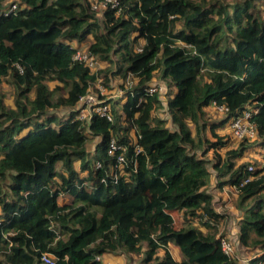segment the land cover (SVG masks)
Returning a JSON list of instances; mask_svg holds the SVG:
<instances>
[{
    "label": "trees",
    "instance_id": "1",
    "mask_svg": "<svg viewBox=\"0 0 264 264\" xmlns=\"http://www.w3.org/2000/svg\"><path fill=\"white\" fill-rule=\"evenodd\" d=\"M95 1L0 0V83L15 85L13 105L0 94V264H103L97 256L116 251L142 253L140 264H235L217 236L213 175L238 188L237 241L256 251L248 264H264V170L236 162L264 145V0H118L102 20ZM83 44L103 68L73 59ZM127 73L123 99L105 98L110 119L77 117L90 86ZM156 75L174 128L147 89ZM212 102L224 117L207 116ZM60 106L68 113L50 110ZM248 107L260 141L227 147L215 129Z\"/></svg>",
    "mask_w": 264,
    "mask_h": 264
},
{
    "label": "rangeland",
    "instance_id": "2",
    "mask_svg": "<svg viewBox=\"0 0 264 264\" xmlns=\"http://www.w3.org/2000/svg\"><path fill=\"white\" fill-rule=\"evenodd\" d=\"M13 0H5V4L12 2ZM17 1V0H16ZM102 11L103 10H96L97 16L100 20H102ZM86 40H89L86 39ZM73 45L77 44L76 40H72L71 42ZM86 45L83 44V47ZM98 59V58H97ZM99 64L97 68H103L106 65V62L98 59ZM114 69V66H112ZM135 83V78L130 74L127 73L125 76H122L121 74H115L111 75L109 77L107 85L102 84L100 80L98 79L95 84L90 86V90L95 93L99 94L98 89H96L97 84H101L104 88V93L103 97L107 98H117L119 100H122L123 97V89L132 86ZM50 86H53L55 84L54 81L49 82ZM151 84H154L157 87L158 93L160 95V98L163 102V107L160 108L157 111L158 116L166 118V125L170 128L176 127L174 123L170 121V116L166 111V92L169 90V87L167 86V82L164 80L159 79V77L156 75L154 78L151 80ZM173 90V87H171ZM0 94L2 95L3 101L8 104V105H13V99L15 96V85L11 82L8 81H2L0 83ZM82 103L76 104L74 107L78 108L81 107ZM77 106V107H76ZM70 107H65V106H60L55 109H50L52 111H55L59 115H64L67 114L69 111ZM88 108V107H87ZM206 114L210 119H220L225 116L224 111H220L216 109L214 106L209 105L205 108ZM79 112V110H78ZM84 113H88V111L83 110ZM215 132L222 134V133H227L229 136L232 138L226 143L227 147H236L240 143V139H236L231 135V130L229 124L225 125V127L222 128H216ZM205 134L209 136L210 138H213L211 136V133L209 129H206ZM90 141H88V147L92 149L93 143L99 138L98 136H89ZM255 142L260 141L259 137H255ZM252 139L251 142L254 140ZM248 146L249 143L244 142ZM264 145H259L255 144L254 148H249L246 147L244 149L243 156L241 159H238L236 162H239L241 160L243 161H254L255 159L257 160L260 152L262 151ZM221 154H223L224 148L218 149ZM214 152L213 149H209L206 152L207 158H210L211 160H215L216 158L214 157ZM210 165V164H209ZM213 174H214V170ZM215 177L214 175L211 178L210 184L207 186V190L210 191L213 195V199L215 200L214 206L215 209L219 212L223 213V218H221V221L218 223V232L217 236H227L232 244H233V251L232 254L230 255L234 261L235 264H248L249 259L255 254V249L254 248H249L245 245H241L238 241V219L240 215V210L237 209L234 206V200L237 195V190L234 187V185L231 184H224L221 187H216L215 186ZM66 200V196H59L58 197V202L62 203L63 201ZM174 223L175 225H181L182 224V217L180 212L174 211L172 213ZM193 222L197 223L196 220ZM174 258L178 259L179 258V253L176 250L174 246H169ZM161 253V251H159ZM142 253L139 254H132V253H125L122 251H116V252H107L104 254H101L99 257L102 260L103 264H140V259H141ZM261 264V263H258Z\"/></svg>",
    "mask_w": 264,
    "mask_h": 264
},
{
    "label": "built area",
    "instance_id": "3",
    "mask_svg": "<svg viewBox=\"0 0 264 264\" xmlns=\"http://www.w3.org/2000/svg\"><path fill=\"white\" fill-rule=\"evenodd\" d=\"M108 7L116 8L117 10H119L120 6L118 0H99L93 2L92 4V8L95 10H104ZM15 8H16V4L13 3L6 11L14 10ZM72 57L75 60L85 63L91 69H95L96 67H98L99 64V60L97 59L96 55L88 51L83 46L76 47V49L72 54ZM96 89H98L99 94L93 93L89 88V90L85 94L79 97L76 103V104H78L79 102L82 103L81 107H78L79 112L77 114V117L79 119H84L89 117L91 112H96L100 116H104L105 118L110 119L111 113H110L109 105L105 101V98L103 97L104 88L101 84H97ZM147 89L148 91L151 92V91H155L157 87L154 84H151L148 86ZM210 105L214 106L216 109L220 111L227 110V106L223 104H216L212 102ZM83 110L88 111V113H84ZM253 110H254L253 108L248 107L245 110H243L242 113L237 114L230 119L229 126L231 130V135L234 138L252 140L256 137V127L254 123L250 120L251 112ZM115 148H117V144L115 143L114 139L111 138L108 144V149H107L108 153H111ZM116 161H117V167L120 168L123 162L122 155L118 154L116 157ZM98 164L99 163H97V165ZM256 168L264 170V147L260 152L258 159L257 160L255 159L254 163L251 162L247 165V169L249 170H254ZM249 178L250 176L247 175L243 178L242 181L245 182ZM234 187L236 188V190H238L236 185H234ZM218 237L223 252L226 253L227 255H231L233 251V244L231 240L227 236H218ZM97 258H99V256H97ZM41 260L46 263H52L53 257L51 254L45 252L41 254Z\"/></svg>",
    "mask_w": 264,
    "mask_h": 264
},
{
    "label": "crops",
    "instance_id": "4",
    "mask_svg": "<svg viewBox=\"0 0 264 264\" xmlns=\"http://www.w3.org/2000/svg\"><path fill=\"white\" fill-rule=\"evenodd\" d=\"M74 45H77V44H74ZM83 46V45H82Z\"/></svg>",
    "mask_w": 264,
    "mask_h": 264
}]
</instances>
